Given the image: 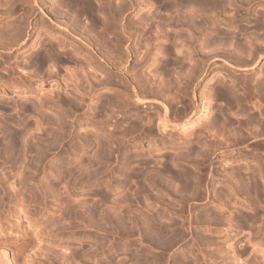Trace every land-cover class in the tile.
<instances>
[{"label":"rangeland","instance_id":"1","mask_svg":"<svg viewBox=\"0 0 264 264\" xmlns=\"http://www.w3.org/2000/svg\"><path fill=\"white\" fill-rule=\"evenodd\" d=\"M89 1L93 5L94 11H95V7L98 8V4H97L98 0L97 1L96 0H89ZM151 1H152L153 5L149 8V11H147L148 8L145 6V7L141 8L140 10L137 11V14L139 16L136 14L138 18H140L142 16L144 18V22L146 24L145 30L143 31V35L139 36L141 38H138V42H139L138 45H140V47L143 49L144 48L143 43L146 44L145 41L151 40V41H149V43L151 42L150 44H152V46H153L152 47L153 59L152 58L150 59L151 61L146 66L147 69L145 68V71H147V73L149 72V74L153 78L152 82H154V80L156 81L153 83V85H155V86L158 84V86H156V87H160V85L164 86V84H162L163 82L165 83V86H168L169 85L167 83L168 80H169V82L171 80H174V81L175 80H177V81L182 80V77H183V76L181 77L182 73H184V71L186 72V70H188L187 68H190L189 66H191L192 62H193V56L191 57L190 52H189V47H188V45H189V43H188L189 38L188 37L189 36L187 35L188 33L186 31V28H185L187 26V23H184L187 20V17H185L187 14L185 12H183V11H185V7L182 6V8H183L182 9L180 7L181 5H179L180 9L178 8V6H174L176 12L174 11V8L170 5L167 7V9H168V12H167L165 10L166 8H164V3H166L168 0H166V1L165 0H163V1L151 0ZM174 1H172V0L168 1L166 4L167 5L171 4L169 2L173 3ZM227 1L226 0H218V4L216 6H218V9H220V10H217V9L215 10L214 8H217V7H213L215 5L209 6V9L207 7L206 12L207 11L208 12H207L206 16H207L208 20H207L206 24L209 25L208 24L210 22L209 20H212L213 18L216 19V21L218 20L217 22L219 23V25L220 24L222 25L223 23L225 25H227V24L233 25V23H235L236 21L239 20V24L236 22L233 26H235L237 28L240 27V28H238V30L242 31V33L240 31H236L237 28H234L235 32H237L235 34V32H232L234 30L231 28L230 30H232V31L230 33H233V35H232L233 38L236 36L235 40H237V38L239 37L238 38L239 40L245 41V39L248 38V36L250 35L252 40H255V42L257 44L262 46L261 42H262V40H264V36H263L264 31H260V30H262V28L260 29L258 26H256V24H254V22L255 21L256 22L262 21L264 23V9H263V7L260 4H258L256 1L252 2L248 6H246V5L242 6L243 8L240 7V4H241L240 0H238V1L237 0H235V1L229 0V2H230V3L228 2L229 4L227 3ZM236 1L239 2L240 4L237 3ZM241 1H247V0H241ZM231 2H233L234 4L230 5ZM233 5L236 8L233 7ZM238 6L241 8V10ZM61 7H63V6H61ZM61 7H59V9ZM160 7H161V11H160ZM210 7L213 8V12L215 11L214 13L211 10L212 8L210 9ZM220 7H222V8H220ZM169 8L173 9V13H172L171 9L169 10ZM246 8H248V9H246ZM61 9L67 10L65 7L61 8ZM163 9H164V11H163ZM177 9H178V11H177ZM181 9L183 10V11H181L183 14H180V16H179L178 13ZM223 9H225L226 11ZM222 10H223V12L221 13ZM209 11H211L210 14L214 15L213 17L209 14ZM153 12H154V15H153ZM155 12H156V14H155ZM163 12H165V13L167 12L170 15H167V13L165 14ZM215 13H217L218 15ZM93 14H95V16ZM93 14H92V16H94L95 21L93 20L92 16H87V17H89V19H88L86 17V15L79 14V15H81L79 17L82 18V16H83L82 19H84L83 21L85 22V24L87 26L93 27L94 31H97L99 29V27L101 26L102 20H100V19L102 18V14L100 13L101 14V16H100V14L96 13V11H95V13L93 12ZM150 14L152 15L151 17H150ZM172 14H174V15H172ZM181 15H183V16H181ZM257 15H260V16L262 15V17L257 16ZM168 16L173 17V18L170 19V17H168ZM209 16H211L210 18H212V19H209ZM215 16L216 17L218 16V18H215ZM90 17H92V18L90 19ZM231 17L232 18L234 17L233 20ZM248 17L249 18L251 17L249 20L252 19V21L249 22V20L247 19ZM81 18H79V19L81 20ZM180 18L183 21H181ZM245 18L248 21L245 20ZM87 19H88V21H87ZM166 19H167V21L165 23L166 24H168V22L170 23V25L168 24L169 27L167 26L168 28L165 26L164 21H163ZM175 19L176 20L178 19V20L176 21ZM229 19H231V20H229ZM241 19L242 20L244 19V20L242 21ZM258 19H260V20H258ZM156 20H158V21L154 22ZM162 21H163V24H161ZM175 21L177 22L176 27L174 25L176 23ZM219 21H221V22H219ZM225 21H226V23H225ZM229 21H231L232 23L231 22L229 23ZM180 22H182L183 28H180L182 26V24ZM262 22H260V23H262ZM98 23H99V25H98ZM171 23L172 24L174 23V24L172 25ZM184 24H186V26ZM96 25L99 27L97 28ZM151 25H153V26H151ZM163 25H164V28H163ZM177 26H178V29H180V30L182 29L181 30V31H183L182 33H180L181 31H179V30L177 31ZM203 26H204V24H203ZM223 26L224 25L219 26V27H222L221 29H224L225 26L224 27ZM245 26H246V29H245ZM253 26H255L254 27L255 29L253 28ZM95 27L97 28V30ZM241 27H243V28H241ZM256 27H258L260 32L258 31L256 33V30H258ZM146 28L147 29L151 28V29L146 30ZM155 28H157V30L159 32L156 31ZM171 28L174 29V32L180 33V36L182 37V39H180L181 37H179L180 40L178 39V41H177L178 42L177 45L179 44L177 49L180 46L178 51H172V50H169V52L167 51L170 54V56H169V54L167 52H164V54H163V52L160 49H158L157 47H160L164 44V41H163L164 35L166 36L168 34L171 35L174 33ZM207 29H209V28H207ZM227 29H229V28H227ZM243 29L246 31L245 34L246 33L248 34L247 36H245V34H243L244 33ZM167 30H168V32H167ZM263 30H264V26H263ZM171 31H172V33H171ZM184 31H186V32H184ZM164 32L167 34H165ZM253 32H255L256 35L253 34ZM145 33H146V35H145ZM147 33H149V34H147ZM181 34L183 36L185 35L186 37H183ZM251 34H253L254 36ZM257 35H258V37H257ZM142 36L143 37L146 36L148 39L145 37H144L145 38L144 39ZM148 36L152 37V38H149ZM204 37L202 38L203 41L201 42V45L202 44L204 45L203 42H206ZM183 38H188V39H186L187 41L184 39L185 41L183 42ZM230 38H231V40H233L232 42L235 45L240 43L239 40H237V42H235L234 39H232V37H230ZM261 38H263V39L261 40ZM141 39H144V40H141ZM225 39H224V41L228 40V38L226 40ZM40 40L45 41L46 39L43 38V35H42ZM139 40H141V41H139ZM231 40L226 41L227 42L226 46H228V47L225 48L224 45H223L224 47L221 45L222 48L225 49V51L227 49H231V48H229V44H230ZM180 42L183 43V46H182V43L180 44ZM186 42L188 43V45ZM226 42H223V44ZM205 46L206 47L203 48V50H205L206 48L209 49L208 47L211 48L210 45L209 46L207 45V42H206ZM67 47H65L66 49L64 48L65 49V50H63L64 53H62V55L63 56L65 55V57H67L68 54L70 55L72 53L70 51V49ZM154 48H155V50H154ZM31 51H32V49H30L27 52L22 54L23 60H25L27 58V55H29ZM205 51L210 52V49L205 50ZM173 52H174V54H173ZM206 52L203 51V53H206ZM235 53H238V51H235ZM166 54L168 57L166 56ZM206 54H208V53H206ZM175 55L177 56L178 61H179V58L181 59V57L182 58L184 57L185 59H181L180 60L181 63H180V61L179 62L177 61L178 62V64H177V62L172 61V60L176 59ZM242 55L239 54V56H241V57H242ZM70 56L68 57L69 59L64 61L65 62L64 64L62 62L60 64H58L59 65L58 70L60 68L59 72L61 71V73H60L61 78H66V80H67L66 81L64 79L66 82L64 84H67L66 86L62 83L64 80L61 81L60 86L63 84L62 85L63 87H62V90L59 89L60 91H56L54 83H53V85H52V83H49L50 80H46L45 82L42 81L43 82V83H41L42 85L38 84V86H37V84H35V80H36L35 71L36 70H34L33 67H29L31 70L29 68L26 69V70L29 69L28 70L29 75L27 74L28 76H24V77L27 78L28 80H29V78L31 79L29 81L30 85H32L31 87L36 85L38 89L39 88L41 89V90H39V94H41V95L37 94L38 92H36L37 97H40V99H43L45 102H47L50 99L51 93L46 92V91L49 88H51V90H54L53 88H55L54 91L57 92L56 94L61 95V96H58L55 94V92L52 91V97L53 96L57 97V98L55 97V100H57L56 102H54L52 100L54 98H52L49 101L50 103L45 104L42 102V104H41V103H39L38 98H35L33 94H30L28 92L27 93L13 92V94H9V93H3L0 90V111H1L0 112V120L3 118L2 121L4 120L5 122H7V123H5L4 121L3 122L0 121V198H1L0 199V236L2 238L5 235L6 237L8 236L9 238L14 239L15 237L18 238L19 235L21 234V232H25V233H28V235L30 236V239L35 242L36 245H34V248H35V246H37V243H39L38 246H40V247L37 246L36 248H40V249L42 248L41 250L40 249L37 250L36 254H33V252H34L33 250H30V251L26 250L28 253L29 252L30 253L27 254L25 251L21 255H19L18 256L19 261H17V264H25L26 263L25 260H27L26 264H29V263L30 264H69V263L73 264V262L70 261V260H72L71 259L72 255H74V256L77 255L78 259L76 257L75 258L77 259L76 262L78 264L79 263L80 264H96V263L97 264H156L155 261L157 262L160 259V258H158V255H156V254H160V253H158V252H160L159 249H157L155 247L149 248L148 244L146 245L145 241L141 240V238L138 234H135L134 236L127 237V238L125 237V239L123 240L122 238H124V237L120 236L119 232L116 231V228L106 226L107 224L103 223L105 220L103 218L105 216V213H104L105 210H106L105 211L106 214H109L110 216H115V217H118L117 216L118 214H119V217L120 216L122 217L126 211L128 213H131L130 212V210H131L133 213L132 214L126 213V215H136V216H140V217H145L144 215H146V216L150 215V216H153L154 219H156L158 222H162V224L172 223V224H174L175 227L179 226L177 228L180 230V233H181L180 239H179V237L178 238L176 237L177 240L174 239V241H177V242H175V243H174V241H172L173 243L169 242L172 246L169 245V246H171V248L169 247L170 249H168L166 251L167 255H165L166 253L164 254L165 255L164 258L165 257H167V258H165V259L163 258L162 259L163 261L160 260L157 262V264H161V263L162 264H166V263L167 264H177L176 261L180 262L178 264H264V231H263L264 230V173H263L264 172V164H262V163H264V160H263L264 156L263 157L260 156L262 153H263L262 155H264V152H263L264 151V145L260 146V148H259V146L256 145V142L252 141L253 138H251V137L245 138V141H243V142H242L243 139H240V140L237 139V140H239V143L241 145L237 142V140H234L236 144L234 146L235 149L233 151L234 152L233 157H235L236 159L235 160L231 159L233 157H230V155H228V154H230L229 152L226 153L227 157H225L226 155L224 157H214L213 156L212 161L207 160L202 165V168H203L202 173H200L201 172V169H200L201 166L199 169H196L195 164H193V162H189V163H188V161L184 162L183 168H185V170L187 172H189L190 179H191V177L193 179L194 178L196 179V177L199 175V173L201 174V176H203L202 178H204V179H207V177H209V175H213V174L216 175L217 178H215L212 181V183H209L208 187L207 186L204 187L205 191L203 193L205 195L203 194L204 199H202V201H200L198 199H194L197 195L194 194L192 190H191L192 192H190V190H189L187 192L188 194L187 193L186 194L190 198H192L191 199L192 202L191 201L189 202L188 200H190V199L187 197V195H185L182 198L183 202L181 203L176 198L180 195L179 193H181V187H179L180 184L175 182V180L174 181L170 180V177L165 175L166 173H164V165L169 163L170 157H172V155H174V153L176 152V149H178L179 147H181V146L185 147L186 145H188L189 143H191L193 141L201 142V143H199L200 145L203 144L204 141L207 143V142H209V140H211V138L213 139L212 134L208 133L206 131H201L203 134L200 132V134L199 135L197 134L198 136H196V134H195L196 132H195L194 134L192 133L190 135L191 139H190V137H189V139L187 137V140L185 142H182L183 141V138H182L183 132H179L178 130L167 131L169 134H174L173 136H177V135L181 136L182 135L181 138L176 142L177 144L175 143L173 145L171 140L169 139V137L166 135V132L162 133V131L157 128L158 127L156 124L157 120H156V118H154L155 115L152 112V110L146 109L147 112L142 111L145 108L144 105L146 106V104H143V105L140 104L142 106V108H141V106H139L140 107L139 111H136V113H135V109L134 110H132V109L127 110L128 113L123 114V116H122L121 112H118L119 110H116V108H114V106L108 108L109 110L107 108H106V110L104 109L105 112H103V110L98 107V103H96V102H99V99H103L106 96L107 97L110 96L111 91L105 87H100V88L97 87V88H94V90H91L90 87L88 86V84H86L87 83L86 79H84V74L81 70L83 67L85 68V69L83 68L84 71L90 70V69H87V64H86L87 60L84 59L85 56L81 53H80V55L79 54H75V55L71 54ZM172 57H174V58H172ZM70 59H72V60L70 61ZM155 60H156V62H155ZM182 61H183V63H182ZM162 62H163V64H162ZM179 64H183V68H181L182 65L178 66ZM221 64L222 63L220 61L217 62V65H221ZM61 65H63V66H61ZM163 66H164V68H163ZM259 66L261 67L260 73H262V74H260V73L259 74L262 75V77L264 78V61L263 60L260 62ZM61 67H63V68H61ZM65 68H68V69L65 71ZM32 69L34 71H32ZM44 69L42 68L39 71L41 72V76H43L45 78L47 76H46V72L44 71ZM70 69L74 70V71L73 70H71V71L74 72L73 74L76 75V80L74 79L75 76H74V78L72 77L71 80L67 78V77L70 78V76H71V73H70V75L67 74V73H69L68 70H70ZM160 70H163V72L166 74H163V72ZM154 71H155V73L157 71H160L162 73L159 72L160 73L159 74L157 72L155 75H153ZM231 71H233L232 68H231ZM235 71H237V70H234V73L237 75H242L245 73V72L244 73L239 72V70L237 72H235ZM32 72H33V74H32ZM177 72L180 73V76ZM4 73H5V70L1 69L0 75H4ZM168 73L170 74L169 76H168ZM78 74H79V76H78ZM162 74H163V76H166V77L161 76ZM176 74H178V75H176ZM211 74L212 73L207 74L203 78V80L201 81V83L199 85V88L197 89L198 90L197 93H199V91L202 90L204 92V94H207L208 90H210V88L213 86V83L214 84L215 83H217V84L221 83V84L230 86L231 81L229 79L228 80H227V78L226 79L225 78L220 79L218 76H215V77L211 78L212 79L211 80V79H209L211 77ZM5 75H4V77H6ZM33 75H34V77H32ZM94 75L96 76V78H100L99 76L102 77V74L95 73ZM32 78L34 79L33 81H32ZM167 78H168V80H167ZM177 81L176 82L171 81V83H174V86L175 85L177 86ZM31 82H34V84L33 83L31 84ZM51 82H53V81H51ZM224 82H226V84ZM68 83H70V84L68 85ZM50 84L52 85L51 87L49 86ZM73 84L76 85L77 87L74 86ZM166 84H168V85H166ZM39 85L41 87H39ZM236 85H238V84H236ZM64 86H65V88H64ZM72 86L75 88V90L76 89L77 90L75 91ZM174 86L172 88H170L171 91L170 90L166 91L168 95H169V93L172 94L171 97L176 96L173 93V92H175V89H176V86L175 87ZM42 88L46 89L45 92L42 91ZM173 88H174V90H173ZM249 88L250 87H248V91H249ZM34 89H35V87H34ZM65 89H66V91H65ZM237 89H239V90H237V92L238 91L242 92V89L241 90H240V88H237ZM40 91H42L44 93H42ZM61 91L62 92L64 91V93H62ZM85 91H88L89 93L85 92ZM248 91L246 92V90H245L244 93L246 95L243 94V95H245L243 97L244 98L246 97V99H244V101L246 100L245 101L246 104L245 103L244 104L246 105L245 107L247 108V110L249 108L250 112H252V111L255 112V110H253V109H256V108H253V105L255 104L254 106H256V104H257V105L263 106V103H260L261 101H259V100H258L259 103L256 101L257 99H255V98H257V97H255L256 95L253 94V92H250L251 88H250L249 93H248ZM58 92H60V93H58ZM240 92H238V95ZM47 93L50 94V95L48 94L49 95L48 97H47ZM72 93H74V94L72 95ZM242 93H240V95ZM250 93H252V94H250ZM43 94H45L46 97ZM68 94H70V95H68ZM69 96H70V98H69ZM58 97H62L60 99L62 101H64L63 103H65V105L62 103V101ZM171 97L169 96L167 98V100L170 101L172 99ZM63 98H64V100H63ZM58 99L61 101L62 105ZM247 99H249V101L250 100L251 101L248 103ZM51 102H52V105H51ZM58 102L60 103L61 106H63V109L65 110V113L67 115L63 112V109L60 107V105L57 104ZM70 102L74 103L75 106H73V104H71V106L74 108L69 107ZM252 102H254V103H252ZM38 103L41 105H39ZM53 103H55V105ZM23 104L29 105L28 110L26 109V111H25V109L23 108ZM169 104L170 105L172 104V100L170 101ZM1 106L2 107L4 106L3 109L6 107L5 110H3L1 108ZM171 106H173V104ZM210 106H211L210 110L211 109L215 110V108L216 109L221 108L223 110L228 111L225 104L222 101L220 102L219 100L214 99V98L210 101ZM212 106H213V108H212ZM19 107H21V108H19ZM95 107H97V109ZM173 107L172 108L174 110H176L177 107L176 106H173ZM29 108H30V110H32V112L29 111ZM36 108H38V109H36ZM20 109H22V111ZM2 110L3 111L7 110V111L3 113ZM66 110H67V112H66ZM70 110H72V111H70ZM96 110H99V112L96 113ZM114 110H116L117 112L116 111L112 112ZM7 112H8V114H7ZM36 112H39V113H36ZM108 112L109 113L112 112L110 114L111 115L110 117H112V118H108V117L106 118V116H109ZM132 112L134 113V115ZM33 113H35V114H33ZM42 113H43V115H42ZM90 113H92V114H90ZM104 113H106V114H104ZM38 114H40V115H38ZM97 114H99V115H97ZM112 114H113V116H112ZM128 115L129 116L131 115L130 118H128L129 117ZM147 115H150V117L153 116L152 117L153 122L151 121L152 124L146 125L147 124L146 120L148 118ZM59 117H61V118H59ZM99 117L102 120L103 119L104 120L102 121L101 119H99ZM124 117H126V118L124 119ZM91 118H93L94 122L96 121L97 123H93L91 121ZM36 119H37L38 124L36 122ZM41 119H42V122H40ZM45 119H46V121L48 120L47 122H48L49 126L47 125V122H45ZM97 119L100 123L97 121ZM113 119H115V120L117 119V121L120 124H122L121 125L122 127L120 126L121 130H122L123 126L125 125L123 130L125 129L127 132L129 131V133H126L125 136H123L119 133H116V135H113V136L108 135L109 130L112 129V128H110V126L112 127V125H113L112 124ZM107 121H109L108 124H107ZM143 121H144V123H142ZM4 123L5 124L10 123V125L8 124V126H6ZM11 123H13V124H11ZM35 123L38 126H36ZM41 123H43V126L39 125ZM101 123L103 125H101ZM3 124H4L5 128L9 127V129L6 128L7 131L5 133L3 132L4 129L2 128ZM130 124L133 126V128L131 127ZM142 124H144V125L142 126ZM139 125H141V127H139ZM34 126H36L38 128L36 129V127H34ZM137 126L139 127V129L140 128H142V129L139 130ZM149 126L152 129V132H153V133L151 132L152 134L145 131L146 127H149ZM63 127L65 128V130ZM143 127L145 129H143ZM127 128H129V130ZM131 128L133 129L135 134L131 130ZM14 129H16V130H14ZM60 129H61V131L63 129L65 132L62 131L63 132L62 133L60 131ZM136 129H138V130H136ZM13 130L21 134V135L18 134L19 136H21L20 137L21 139L19 138V136L17 138L13 137L15 142L13 143V141H12V143H11V140L13 139V138H11L12 135L9 136V134H7V132L8 131L13 132ZM25 131H26V133H25ZM160 131H161V133H160ZM173 131H175V132H173ZM130 132H133V133L131 134ZM27 133H29V135ZM147 133L150 135H147ZM133 135H134V137H133ZM262 135L260 137H262L264 139V133ZM55 136H57L59 138L61 137L60 140H59V138H57ZM203 136H205V137H203ZM218 137H217L218 140L222 139V138H220L221 136H218ZM7 138L10 140H8ZM18 138L20 139V142H19ZM199 138H201V139H199ZM5 139H6V141H5ZM29 139H30V142H29ZM96 139H98V140H96ZM116 139L119 141L121 140V141L119 142ZM229 139H231V138H229ZM229 139H227L226 141H229ZM247 139H249V140H247ZM54 140H57V141H55V144H54ZM202 140H204V141H202ZM215 140L217 141L216 138H215ZM231 140H233V139H231ZM98 141L100 142L99 145H98V143H99ZM222 141H223V139H222ZM21 142L23 145L21 144ZM50 142H53V143H50ZM116 142H119V143H116ZM193 143L195 144V142H193ZM52 144H54V146L55 145L56 146L54 147ZM49 145H52L51 147H49L50 149L47 147ZM71 145L74 147V149L71 148ZM118 145H120V146H118ZM200 145L196 146V144H195L197 150H199L201 148ZM203 145H202V147H203ZM42 148H44L45 150ZM237 148H239V149H237ZM252 148H254V149H252ZM65 149H66V153H65ZM69 149L70 150L73 149L74 151L72 150V154L69 153V155H67V153H68L67 151H70ZM77 149H79V150L77 151ZM101 149H103L102 151L104 154H105V152L106 153L109 152V153H107L108 162L104 163L105 165L103 164V159L101 160L102 156L104 155L102 152H100ZM19 151H23V152L26 151V152L20 153ZM98 151H99V153H97ZM73 152H74V155H76L75 153L77 152L78 156H73ZM2 153H4V154L2 155ZM80 153H81V155H80ZM100 153H102L103 155ZM256 153L257 154L260 153L258 155V157H260L261 160L255 159L257 157ZM124 154L125 155H131V156H137L136 158L133 159V163L131 162L133 169L138 168L139 167L138 165L141 166L144 162L147 161L146 162L147 164H145L146 166L144 165L140 169L142 174H144L142 179L139 177H137V178L132 177L131 179L125 180L124 174H120V172L117 171L118 169H125V167H122L123 164H122V159H121V157H123ZM43 155L45 157H43ZM79 155L83 156L82 158H84V159L79 158L80 157ZM254 155H255V158H254ZM61 157H62V159H61ZM63 157L65 160L63 159ZM74 157H76L77 159L79 158V160H76V158L74 159ZM19 158H21V160H19ZM22 158H24V159H22ZM225 158H227V159H225ZM66 159L68 161V165H65V164H67ZM22 160H23V162H22ZM59 160H61V161L63 160L64 162L63 161L61 162ZM72 160H74V161H72ZM81 161H82V163L83 162H85V164L87 163L88 166H86V168H85L84 164H82V166L79 165V164H81ZM88 161H91L92 163L89 162L90 164H88ZM58 162H60V163H58ZM71 162H75V165H73L74 163L71 164ZM76 162H78V163H76ZM98 162L100 163V166H103L102 167L103 170L105 169L103 171V173H99L100 175L97 177L92 176L93 179H92V177H91V179L90 178H88V179L84 178V177H87L86 173L90 174L89 172H92V171H93L92 173H95L93 169L95 168L97 170V167H99ZM56 163L58 165H60L59 168H55V165H57ZM62 163L65 165V167L67 166L66 167L67 170H66V168L63 169L64 166L63 165L61 166ZM259 163L263 166H260ZM18 164L23 165V166L20 167V165L18 166ZM29 164H30V167H29ZM24 165L26 166V168ZM33 165L35 166V168H33ZM58 165H57V167H58ZM69 166H71V168H70L71 172L68 173V170L70 171V169L68 168ZM31 167H32V169H31ZM72 167H74V168H72ZM105 167H107V168H105ZM258 168L260 170L261 169L262 170L259 171ZM56 169L59 171L61 169H63L60 171V173H58V175L65 173L68 176L67 175L66 176L65 175L64 176L63 175L62 176L56 175L57 174L56 172H59V171H56ZM238 169L240 172L238 171ZM87 170L89 172H85ZM197 170H200V172ZM231 170H233V171H231ZM234 170H236V172H239V173H236ZM18 171L23 173V175L18 173ZM62 171H64V172H62ZM81 172L85 173V175L83 174L84 175L83 176L82 174H80ZM232 172L233 173L235 172L234 173L235 175ZM219 173H220V175H219ZM251 173H253V175ZM155 174L156 175L162 174V176H163V177L158 176L156 179V183H154L153 178H152V176H156ZM196 174H197V176H196ZM231 174H233V175L230 178L229 175H231ZM80 175H81V177L83 176V178H80ZM238 175H239V178L242 179L243 184L245 182H248V183H245L246 185H248L247 190H246V186H244L242 184L241 180L237 178ZM243 175H244V178H242ZM144 176L145 177L147 176V178H145ZM194 176H196V177H194ZM218 176L220 179H224L225 177H226L225 180L226 179L227 180L232 179V180H229V181H232L231 182L232 184L237 183L236 185L238 186V188L239 187H240V189L245 188L246 191L244 189L243 190L239 189L240 191L238 189H236L238 192H236V191L232 192L233 188H232V190H230L229 187L224 182H221L220 180H216V179H218ZM260 176H262L263 178H261ZM98 177L99 178L101 177V178L98 179ZM164 177H167V178H164ZM247 177L248 178L250 177V178L248 179ZM95 178H97V179H95ZM233 178H234V182H233ZM85 179L87 180L86 183L83 182ZM166 180H167V182H166ZM168 180H170L171 182ZM253 180L255 182H253ZM38 181H39V183H38ZM193 181H195V180H193ZM249 181H250V184L252 185V187L254 186V188L251 187V185L249 184ZM20 182H21V184L22 183L23 184L21 185ZM45 182H47V185L44 184ZM239 182L241 183L240 186L238 185ZM254 183H255V185H254ZM241 185L243 187H241ZM249 185H250V187H249ZM41 186L43 189L41 188ZM45 186H47L48 189ZM116 186H118V187H116ZM237 186H236V188H237ZM166 189H168L167 193H166V191H167ZM46 190H48V191H46ZM37 191H39L40 193ZM98 192H100L99 196H100V194L103 195L101 199L106 198L105 200L103 199L104 202L100 200V198L97 194ZM189 192H190V194H189ZM249 192H251V193H249ZM168 193H170V195ZM239 193H240V195H239ZM208 194H209V197L207 196ZM222 194H224L223 195L224 198H223V196H221L222 197V199H221L220 195H222ZM193 195H195V196H193ZM218 195H219V197H218ZM122 197L124 198L123 199L124 201L121 199ZM125 197H127V199H125ZM117 198L120 200L119 204H117L118 203ZM214 199H216V200H214ZM217 199H218V201H217ZM126 200H128L127 201L128 204H127ZM220 201H222V202H220ZM178 203H181L182 205L185 203V206L181 207V204H178ZM187 203L193 204V205H190L191 208L187 207L188 206ZM68 207L70 208L69 210L74 215L72 213H69L70 211L68 212L69 214L67 212H65V210L68 211ZM178 208L180 211L177 210ZM183 208H185V210H183ZM207 212L210 213V214L208 213L210 216L207 214ZM158 214H159V216H158ZM206 214H207V216H206ZM213 214H214V216H216V214H217L216 218L212 216ZM240 214H241V216H240ZM245 214H246V217L243 216ZM199 215L200 216L202 215L204 218L202 216L201 217L204 220L198 219V218H201ZM237 216L239 219L237 218ZM74 217H77V218H74ZM159 217H163V218H159ZM211 217H213V218H211ZM231 217L233 219L234 218L235 219L233 220ZM240 217H241V219H240ZM51 218H54V224L55 225L51 224L53 221L49 222L51 220ZM78 218L80 219V221ZM226 218H229V219H226ZM245 218L247 221L245 220ZM83 219H84V221H83ZM230 219H232V220H230ZM236 219H237V221H236ZM81 220L83 221V223ZM198 220H201L200 222H202V223L198 222ZM240 220L242 221V223ZM30 222L31 223L33 222V223L31 224ZM88 223H90V224H88ZM189 223H190V225H189ZM231 223H232V225H231ZM239 224H240V226H239ZM241 225L242 226L244 225V226L242 227ZM48 226H50L51 228ZM104 226L106 227L105 230H104ZM1 227H3V228L1 229ZM107 228H108V230H107ZM39 230L41 233H39ZM110 230H111V232H110ZM112 230H114V231H112ZM73 231H74V233H73ZM115 231L119 235H117L115 233ZM35 232H37L39 235L37 233L34 235ZM182 235H183V238L181 237ZM201 240H202V242L199 243V241H201ZM36 241H38V242L36 243ZM195 242H196V244H195ZM210 242H212V243H210ZM231 244L232 245L235 244V245L232 246ZM123 245H125V246H123ZM34 248H32V249H34ZM36 248L34 249L35 251H36ZM75 248H76V250H75ZM147 249L150 251H148ZM73 251L75 252V254ZM38 252H40V253H38ZM71 252H72V255L69 256L71 254ZM150 253H151V255H150ZM152 253L155 254L156 257ZM0 254H1L0 255V258H1L0 264H6V257H3L2 253H0ZM30 254H31V256H30ZM240 254H241V256H240ZM28 255L30 258L27 257ZM64 256H65V258H64ZM238 256H240V257H238ZM22 257L24 259H22ZM25 257L28 259H26ZM32 258H34V259H32ZM63 258L65 259V261ZM237 258H239V259H237ZM67 259H69L68 262H67ZM22 260H24V261H22ZM150 260H152V262ZM237 260H239V261H237ZM20 262H22V263H20ZM163 262H165V263H163ZM77 263H74V264H77Z\"/></svg>","mask_w":264,"mask_h":264},{"label":"bare ground","instance_id":"2","mask_svg":"<svg viewBox=\"0 0 264 264\" xmlns=\"http://www.w3.org/2000/svg\"><path fill=\"white\" fill-rule=\"evenodd\" d=\"M97 1V0H96ZM95 1V2H96ZM98 0L97 4H98V8L95 7V11L96 13L98 14H102V18L100 20H102L101 22V26H97V28L99 27V29L96 30L97 31H94V28L91 27V26H87L85 24V22L83 21L84 19L83 16L82 18L79 17L81 16L82 14L86 15L87 16H92L93 12L95 13L94 11V7L93 5L91 4V2L89 0H0V70H5V73L4 75L6 77H4V75H0V90L3 92V93H9V94H13V92H23V93H30V94H33L35 98H38L39 99V103L42 104L43 103H50V99H52L54 102H56L57 100H55V97L53 96L52 97V91L55 92V94L57 93L56 91H60L59 89L62 90V85L65 82L66 78H61V71L59 72L58 70V67L61 62L64 64L65 60L69 59L68 57L71 55V54H83L85 56L84 59H86L87 61V69H90V70H83V68L81 69L83 74H84V79H86V84H88V86L90 87L91 90H94V88H100V87H105L107 88L108 90L111 91V95L110 96H106L104 97L103 99H99V102H96L98 103V107L101 108L103 110V112H105L106 108H110V107H113L116 108V110H119L118 112H121L122 113V116L123 114L125 113H128L127 110L129 109H132L134 110L135 109V113L136 111H139V106L143 105V104H146V106L144 105V109L142 111L144 112H147L146 109H150L152 110V112L154 113L156 120H157V128L159 130L163 132H166V135L169 137V139L171 140L172 144L174 145L180 138L181 136L177 135V136H173L174 134H169L167 131H172V130H178L179 132H183V141L182 142H185L187 140V137L189 139L190 135L193 133L196 134V136H198L200 134L201 131H206L208 133H211L212 134V137L213 139L211 138V140H209V142H203V144H199L201 142H198V141H193L195 142L196 146H201V148L199 150H197L195 144L193 142L189 143L188 145H186L185 147H179L178 149H176V152L174 153V155H172V157H170L169 159V163L168 164H165L164 165V173H166L165 175L170 177V180L177 182L179 185V187H181V193H179L180 195L177 198V200L179 202H183V197L185 195H187L188 191L190 190V192L193 191L194 194H196L197 196L194 198V199H198L200 201H202V199H204V187L207 186L208 187V184L209 183H212V181L217 178L216 175H209V177H207V179H204L202 178L203 176H201L200 173H202V165L204 164V162H206L207 160L209 161H212V158L213 156L214 157H224L226 155L227 152H229L230 154V157H233V151H234V146H235V141L234 140H237V139H243V141H245V138H253L252 141H255L256 142V145L259 146H263L264 145V139L262 137H260L263 133H264V78L262 77V73L261 72V67L259 66L260 62L263 60L264 61V40H262L263 38H261L262 40V46H260L259 44H257L255 42V40H252L250 35L248 36V38L245 39V41H242V40H239L237 38V40H239V44L235 45L231 40L230 37H232V39H234L235 42H237V40H235V37L233 38V33H230L232 30H230L231 28L234 30V28H237L235 26H233L236 22L239 24V20L236 21L235 23H233V25L231 24H227L225 25L224 23L222 25H224V29H221L222 27H219V26H222L221 24L219 25V23L216 21V19H212L210 18L211 16L213 17L214 15L210 14L211 11H209V14L211 16H209V19H212V20H209L210 22L208 23L209 25H207V12H206V9L208 7L209 9V6H213V7H217V8H214L215 10H220L218 9V6H216L218 4V0H172L174 1L173 3L172 2H169L171 4H166L168 1H171V0H168L166 3H164V8H166L165 10L168 12V9L167 7L168 6H172L174 8V11H175V7L174 6H178L179 8V5H181L180 7L182 8L185 7V11H183L182 9L179 11V16L180 14H183L181 11L185 12L187 15L185 17H187V20L186 22L184 23H187V26L186 24H184L186 27V31H187V36L189 38V52H190V55L191 57L193 56V62H192V65L189 66L190 68H187L188 70H186V72L184 71V73H182L181 77H182V80H171L173 82H176L177 81V86H176V89H175V92L174 95L176 96H172L171 93H169V95L167 94L166 91L170 90V88H172L174 86V83H171V81L169 82L168 78H167V83L169 84H166L168 86H165V83L163 82L162 84H164V86H161L160 87H156L158 86V84L155 86L153 85L154 82H156L154 80L153 81V78L151 77V75L149 74V72L147 73V71H145V68L146 66L150 63V59L152 58L153 59V53H152V44L149 43V41L151 40H148V41H145L146 44L143 43V46L144 48L142 49L140 47L139 42H138V38H141L139 36L143 35V31L145 30V27H146V24L144 22V18L140 17L138 18L137 17V11L140 10L141 8L143 7H147V11H149V8L153 5L152 1L151 0ZM154 1V0H153ZM163 1V0H161ZM166 1V0H165ZM227 1V0H226ZM232 1V0H231ZM235 1V0H234ZM233 1V2H234ZM238 1V0H237ZM236 1V2H237ZM257 2L258 4H260L263 9H264V0H247V1H241L240 0V7L243 8L242 6L246 5H250L252 2ZM157 2V1H156ZM220 2V1H219ZM229 2V0L227 1V3ZM233 2H231L230 5L234 4ZM235 2V3H236ZM230 3V2H229ZM228 3V4H229ZM220 4V3H219ZM162 5V4H161ZM160 5V6H161ZM236 5V4H235ZM65 7L67 10H62L61 8ZM163 6V5H162ZM229 6V5H228ZM237 6V5H236ZM245 6V7H246ZM59 7H61L59 9ZM158 7V6H157ZM233 7H235L233 5ZM239 7V6H238ZM239 7V8H240ZM47 8V9H46ZM163 8V7H162ZM177 8V7H176ZM212 7H210L211 9ZM222 8V7H220ZM236 8V7H235ZM240 8V10H241ZM250 8V7H249ZM46 9V10H45ZM171 8H169L170 10ZM180 9V8H179ZM238 9V8H237ZM236 9V10H237ZM248 9V8H246ZM159 10V9H158ZM172 10V13H173V9ZM212 12H213V8L211 9ZM225 10V9H223ZM223 10L221 11V13L223 12ZM70 11V12H69ZM160 11H161V7H160ZM159 11V12H160ZM164 11V9H163ZM178 11V9H177ZM187 11V12H186ZM226 11V10H225ZM166 12V13H167ZM176 12V11H175ZM174 12V13H175ZM215 12V11H214ZM213 12V13H214ZM238 12V11H237ZM165 13V12H163ZM165 13V14H166ZM176 13V14H177ZM219 13V12H218ZM81 14V15H79ZM100 14V16H101ZM132 14V15H131ZM137 14V15H136ZM148 14V13H147ZM156 14V12H155ZM217 14V13H215ZM246 14V13H245ZM95 16V14H93ZM153 15H154V12H153ZM167 15H170L167 13ZM174 15V14H172ZM218 15V14H217ZM94 16L93 17V20H94ZM139 16V15H138ZM152 15L150 14V17ZM178 16V15H177ZM183 16V15H181ZM206 16V17H205ZM254 16V15H253ZM257 16H260V15H257ZM90 17V19L92 18ZM170 17V16H168ZM184 17V18H185ZM256 17V16H255ZM254 17V18H255ZM262 17V15L260 16ZM81 18V20L79 19ZM89 19V17H87ZM153 18V17H152ZM173 18V17H170V19ZM215 18H218V16ZM232 18V17H231ZM234 18V17H233ZM232 18V20H233ZM251 18V17H250ZM249 17L247 18L248 20L250 19ZM86 19V18H85ZM87 19V21H88ZM156 19V18H155ZM159 19V18H158ZM161 19V18H160ZM181 19V18H180ZM240 19V18H239ZM245 18V20H247ZM162 20V19H161ZM169 20V19H168ZM176 20V19H175ZM178 20V19H177ZM176 20V21H177ZM220 20V19H219ZM231 20V19H229ZM242 20V19H241ZM240 20V21H241ZM244 20V19H243ZM242 20V21H243ZM247 20V21H248ZM256 20V19H255ZM260 20V19H258ZM86 21V20H85ZM95 21V20H94ZM158 20L154 21V22H157ZM160 21V20H159ZM164 21V24L165 26L167 27L168 24L170 25V23L168 22V24H166L165 22L167 21L166 20H163ZM163 21L161 24H163ZM170 21V20H169ZM175 21V22H176ZM180 21V20H179ZM181 21H183L181 19ZM252 21L249 20V22ZM82 22V23H81ZM152 22V21H151ZM172 22V21H171ZM221 22V21H219ZM224 22V21H223ZM231 21H229L230 23ZM246 22V21H245ZM262 21H259V22H254V24H256V26H258L260 29L262 28V30L260 31H264L263 30V24L260 23ZM89 23V22H88ZM148 23V22H147ZM150 23V22H149ZM160 23V22H159ZM182 24V22H180ZM226 23V21H225ZM228 23V22H227ZM232 23V22H231ZM244 23V22H243ZM247 23V22H246ZM245 23V24H246ZM252 23V22H251ZM153 24V23H152ZM158 24V23H157ZM172 24V23H171ZM174 24V23H173ZM172 24V25H173ZM176 24L177 22L174 24L175 27H176ZM204 24V26H203ZM207 26H206V25ZM249 24V23H248ZM253 24V23H252ZM253 24V25H254ZM94 25V24H93ZM99 25V23H98ZM219 25V26H218ZM242 25V24H241ZM263 25V26H262ZM153 26V25H151ZM150 26V27H151ZM227 26V27H226ZM237 26V25H236ZM239 26V25H238ZM251 26V25H250ZM160 27V26H159ZM162 27V26H161ZM169 27V26H168ZM167 27V28H168ZM171 27V26H170ZM174 27V26H173ZM174 27V28H175ZM244 27V26H243ZM241 27V28H243ZM255 26H253L254 28ZM258 27H256L258 29ZM163 28H164V25H163ZM180 28H183V24ZM184 28V29H185ZM209 28V29H207ZM229 28V29H227ZM240 28V27H238ZM237 30L236 31H240V30ZM250 28V27H249ZM148 29H151V28H148ZM146 28V30H148ZM156 31L157 28H155ZM174 32V29L171 28ZM176 29V28H175ZM183 29V30H184ZM245 29H246V26H245ZM248 29V28H247ZM255 29V28H254ZM166 30V29H165ZM181 31L180 29H178V26H177V31ZM242 30V29H241ZM151 31V30H150ZM176 31V30H175ZM184 31V32H186ZM255 31V30H254ZM259 31L256 30V33ZM259 31V32H260ZM159 32V31H158ZM168 32V30H167ZM183 31H181L180 33H182ZM232 32H235L232 31ZM242 33V31H240ZM243 34H245V30L243 29ZM248 32V31H247ZM165 33V32H164ZM172 33V31H171ZM170 33V34H171ZM180 33L178 32H174L173 34L171 35H164V44L160 47H157L158 49H160L163 54L164 52H169V50H172V51H178L177 47V41L179 39L180 36ZM237 32H235L236 34ZM240 33V34H241ZM255 32H253V34L256 35ZM149 34V33H147ZM152 34V33H151ZM167 34V33H165ZM239 34V35H240ZM251 34V35H253ZM43 35V38H45L46 40L43 41V40H40L41 36ZM146 35V33H145ZM153 35V34H152ZM155 35V34H154ZM182 35V34H181ZM238 35V34H237ZM248 34L246 33L245 36H247ZM150 36V35H149ZM148 36V37H149ZM156 36V35H155ZM183 36V35H182ZM204 37V39L206 40L207 42V45L211 46L208 47L210 49V52H206L205 50H209V49H205L203 50V48H205L206 46V42H203L204 43V47L201 45V42L203 41L202 38ZM243 36V35H242ZM241 36V37H242ZM254 36V35H253ZM264 36V35H263ZM143 37V36H142ZM145 38H147L146 36H144ZM143 37V38H144ZM159 37V36H158ZM183 37H186L185 35ZM244 37V36H243ZM250 37V38H249ZM258 37V35H257ZM260 37V36H259ZM144 38V39H145ZM149 38H152V37H149ZM188 38H183V42L188 39ZM228 38V40L226 39ZM144 39H141V40H144ZM148 39V38H147ZM146 39V40H147ZM155 39V38H154ZM182 39V37L180 38ZM179 39V40H180ZM185 39V40H184ZM224 39L226 41H229L231 40L230 44H229V48L231 49H227L225 51L224 48H222V46L224 45L225 48L228 47L226 46L227 45V42L224 41ZM257 39V38H256ZM259 39V38H258ZM139 40V41H141ZM153 40V39H152ZM204 40V41H205ZM42 41V42H41ZM162 41V40H161ZM182 41V40H181ZM187 41V40H186ZM226 42L223 44V42ZM260 42V41H259ZM258 42V43H259ZM182 42H180L181 44ZM141 44V43H140ZM159 44V43H158ZM222 45V46H221ZM68 46V47H67ZM70 46V47H69ZM142 46V45H141ZM158 46V45H157ZM182 46H183V43H182ZM223 46V47H224ZM69 48L70 51L72 52L69 56L67 55V57H65V55L63 56L62 53H64L63 50H65L66 48ZM65 48V49H64ZM185 48V47H184ZM32 49V51L30 52L29 55H27V58L25 60H23L22 58V54L27 52L28 50ZM224 49V50H223ZM155 50V48H154ZM188 51V50H187ZM206 52V53H203ZM235 51H238V53H235ZM66 52V51H65ZM69 52V51H68ZM167 52V53H168ZM67 53V52H66ZM70 53V52H69ZM158 53V52H157ZM183 53V52H182ZM181 53V54H182ZM186 53V52H185ZM156 54V53H155ZM160 54V53H159ZM169 54V53H168ZM172 54V53H171ZM174 54V52H173ZM242 55L241 56H239ZM83 56V57H84ZM167 56V54H166ZM170 56V54H169ZM176 56V55H175ZM71 57V56H70ZM168 57V56H167ZM25 58V57H24ZM174 58V57H172ZM171 58V59H172ZM176 59L175 60H172L173 62H177V56L175 57ZM188 58V57H187ZM181 59H185L184 57ZM179 58V61L181 60ZM72 59H70L71 61ZM157 60V59H156ZM155 60V62H156ZM168 60V59H167ZM190 60V59H189ZM178 61V62H179ZM191 61V60H190ZM220 61L222 64L221 65H217V62ZM154 62V63H155ZM160 62V61H159ZM169 62V61H168ZM177 62V64H178ZM161 63V62H160ZM181 63V61H180ZM183 63V61H182ZM68 64V63H67ZM163 64V62H162ZM171 64V63H170ZM175 64V63H174ZM176 64V65H177ZM220 64V63H219ZM69 65V64H68ZM67 65V66H68ZM154 65V64H153ZM168 65V64H167ZM173 65V64H172ZM175 65V66H176ZM181 66V68H183V64H179L178 66ZM63 66V65H61ZM81 66V65H80ZM161 66V65H160ZM226 66V67H225ZM29 67H33L35 71V76H36V80H35V84H41L43 83L42 81H46V80H50L49 83H54V86L56 88V91L55 88H53L54 90H51V88H49L46 92H49L51 93V96H50V99L45 102L43 99H40V97H37V94H39V90H41L40 88L38 89L37 86H33L31 87L32 85H30L29 81L31 80L29 77V80L27 78H25L24 76H28L29 73H28V70L30 69ZM70 67V66H69ZM174 67V66H173ZM27 68H29L28 70H26ZM44 69V71L46 72V76L47 77H43L41 76V72L39 70L41 69ZM63 68V67H61ZM164 68V66H163ZM162 68V69H163ZM185 68V67H184ZM231 68L233 69V71H231ZM68 68H65V71L67 70ZM85 69V68H84ZM147 69V68H146ZM31 70V69H30ZM32 69V71H34ZM71 70L73 69H70L68 70L69 74L71 73V76L70 78L67 77L68 79H72V77L74 78L75 76V80H76V75L73 74L74 72H72ZM155 70V69H154ZM159 70V69H158ZM167 70V69H166ZM179 70V69H178ZM184 70V69H183ZM234 70H239V72H245L244 74L242 75H237L234 73ZM71 71V72H70ZM74 71V70H73ZM146 73H145V72ZM163 72V70H160ZM160 71H157L158 73ZM165 71V70H164ZM235 71V72H237ZM43 72V71H42ZM156 72V73H157ZM160 72V73H162ZM168 72V71H167ZM183 72V71H182ZM95 73H98V74H102V77L99 76L100 78H96V76L94 75ZM155 71H154V74H156ZM159 73V74H160ZM178 73V72H177ZM211 74V78L215 77V76H218L220 79H226L227 80L229 79L231 81V84L230 86L229 85H224V84H221V83H213V86L210 88V90H208V93L207 94H204V92L201 90L199 91V93H197V89L199 88V85L201 83V81L203 80V78L207 75V74ZM260 73V74H259ZM28 74V75H27ZM33 74V72H32ZM158 74V75H159ZM163 74H166L163 72ZM163 74L161 76H163ZM179 76H180V73H178ZM176 74V75H178ZM184 74V75H183ZM239 74V73H238ZM259 74V75H258ZM68 75V76H69ZM152 75V76H153ZM157 75V76H158ZM170 74L168 73V76ZM31 76V75H30ZM79 76V74H78ZM82 76V75H81ZM156 76V77H157ZM160 76V75H159ZM251 76V77H250ZM34 77V75L32 76ZM163 77H166V76H163ZM178 77V76H177ZM155 78V77H154ZM180 78V77H179ZM65 79V80H64ZM81 79V78H80ZM83 79V78H82ZM162 79V78H161ZM164 79V78H163ZM170 79V78H169ZM34 79L32 78V81ZM64 80V81H63ZM212 80V79H211ZM215 80V79H214ZM213 80V81H214ZM53 81V82H51ZM61 81H63L62 85L60 86V83ZM67 81V80H66ZM212 81V82H213ZM221 81V80H220ZM48 82V81H47ZM72 82V81H71ZM34 84V82H31V84ZM84 83V82H83ZM226 84V82H224ZM229 83V82H228ZM70 83H68L69 85ZM77 84V83H76ZM161 84V83H160ZM176 84V83H175ZM210 84V83H209ZM208 84V85H209ZM238 84V85H236ZM42 85V84H41ZM51 84L49 85L50 87L52 86ZM65 86L67 84H64ZM74 85V84H73ZM53 86V87H54ZM64 86V88H65ZM76 86V85H74ZM87 86V85H86ZM155 86V87H154ZM174 86V87H175ZM205 86V85H204ZM207 86V85H206ZM35 87V89H34ZM39 87H41L39 85ZM70 87V86H69ZM73 87V86H72ZM77 87V86H76ZM84 87V86H83ZM203 87V86H202ZM248 87L251 88V91H250V88H249V91L250 92H253V94H255L257 98L256 101L258 102L261 101L260 103H263V108L260 106V105H257L254 106L253 105V108H256V109H253L255 110V112H250L249 108L247 110V108L245 107L246 103L244 101V99H246V97L244 98L243 96H245L246 94L244 93V91L246 90V92L248 91ZM63 88V89H64ZM71 88V87H70ZM74 88V87H73ZM86 88V87H85ZM201 88V87H200ZM237 88H240V90L242 89V93L240 95H238V92ZM79 89V88H78ZM87 89V88H86ZM89 89V90H90ZM46 89H43L42 88V91L45 92ZM68 90V89H67ZM70 90V89H69ZM75 90V88H74ZM77 90V89H76ZM75 90V91H76ZM83 90V89H82ZM88 90V91H89ZM174 90V88H173ZM172 90V91H173ZM40 91V92H42ZM66 91V89H65ZM73 91V90H72ZM88 91H85V92H88ZM171 91V90H170ZM169 91V92H170ZM248 91V93H249ZM36 92H38L36 94ZM42 92V93H44ZM62 92V91H61ZM68 92V91H67ZM70 92V91H69ZM81 92V91H80ZM83 92V91H82ZM84 92V93H85ZM93 92V91H92ZM49 93H47V97L50 95ZM60 93V92H58ZM64 93V91L62 92ZM77 93V92H76ZM89 93V92H88ZM247 93V94H248ZM49 94V95H48ZM54 94V95H55ZM74 93H72L73 95ZM171 94V95H170ZM245 94V95H243ZM252 94V93H250ZM32 95V96H33ZM41 95V94H39ZM38 95V96H39ZM45 95V94H43ZM42 95V96H43ZM58 95V94H56ZM70 95V94H68ZM67 95V96H68ZM86 95V94H85ZM249 95V94H248ZM247 95V96H248ZM41 96V97H42ZM58 96H61V95H58ZM170 96L172 99V104L173 106H176V110H174L173 106H171L169 103L170 101L167 100V98ZM46 97V95H45ZM88 97V96H87ZM93 97V96H92ZM251 97V96H250ZM44 98V97H43ZM57 98V97H56ZM59 99L62 98V97H58ZM70 98V96H69ZM91 98V97H90ZM89 98V99H90ZM217 99L219 100L220 102L222 101L227 110H223L221 108H215V110L211 109L210 110V101L212 99ZM253 98V97H252ZM37 99V100H38ZM48 99V98H47ZM58 99V100H59ZM170 99V98H169ZM254 99V98H253ZM252 99V100H253ZM51 100V101H52ZM61 100V99H60ZM59 100V101H60ZM64 100V98H63ZM248 103L251 101H249V99H247ZM62 101V100H61ZM60 101V103H61ZM70 101V100H69ZM64 101H62L63 103ZM66 102V101H65ZM255 102V101H254ZM252 102V103H254ZM256 102V103H257ZM38 103V104H39ZM60 103L58 102L57 104L60 105ZM61 103V105H62ZM67 103V102H66ZM245 103V104H244ZM251 103V104H252ZM259 103V102H258ZM27 104V103H26ZM26 104H23V108L28 110V107L29 105H26ZM39 104V105H41ZM55 105V103H53ZM65 105V103H63ZM71 104L74 105V103H71L70 102V106L69 107H72ZM79 104V103H78ZM141 104V105H140ZM22 105V104H21ZM50 105V104H49ZM48 105V106H49ZM51 105H52V102H51ZM53 105V106H54ZM60 107L63 109V106ZM33 106V105H32ZM44 106V105H43ZM52 106V107H53ZM82 106V105H81ZM96 106V105H95ZM248 106V105H247ZM4 107V106H3ZM3 107L1 106V108L3 109ZM34 107V106H33ZM32 107V108H33ZM59 107V108H60ZM173 107V108H172ZM216 107V106H215ZM6 108V107H5ZM5 108L3 110H5ZM21 108V107H19ZM35 108V107H34ZM74 108V107H72ZM71 108V109H72ZM97 109V107H95ZM98 108V109H99ZM142 108V106H141ZM213 108V106H212ZM8 109V108H7ZM38 109V108H36ZM35 109V110H36ZM61 109V110H62ZM76 109V108H75ZM94 109V108H93ZM105 109V110H104ZM2 112H6V111H3ZM22 111V109H20ZM34 110V109H33ZM100 110V109H99ZM99 110H96V113L99 112ZM109 110V109H108ZM116 110L112 111V112H115ZM140 110V111H141ZM29 111L32 112V110H30L29 108ZM69 111V110H68ZM72 111V110H70ZM74 111V110H73ZM95 111V110H94ZM101 111V110H100ZM1 112V111H0ZM63 112L65 113V110L63 109ZM67 112V110H66ZM102 112V113H103ZM111 112V113H112ZM117 112V111H116ZM36 113H39V112H36ZM69 113V112H68ZM74 113V112H73ZM94 113V112H93ZM101 113V112H100ZM109 113V112H108ZM111 113H109L108 115L109 116H106V118H112L110 117ZM133 113V112H132ZM8 114V112H7ZM35 114V113H33ZM66 114V113H65ZM92 114V113H90ZM106 114V113H104ZM115 114V113H114ZM119 114V113H118ZM144 114V113H143ZM146 114V113H145ZM11 115V114H10ZM30 115V114H29ZM37 115V114H36ZM35 115V116H36ZM40 115V114H38ZM43 115V113H42ZM59 115V114H58ZM67 115V114H66ZM95 115V114H94ZM99 115V114H97ZM134 115V113H133ZM132 115V116H133ZM34 116V115H33ZM72 116V115H71ZM113 116V114H112ZM129 116V115H128ZM131 116V115H130ZM130 116L128 118H130ZM37 117V116H36ZM83 117V116H82ZM92 117V116H91ZM98 117V116H97ZM138 117V116H137ZM147 120H146V125L148 124H152V117H150V115H147ZM43 118V117H42ZM61 118V117H59ZM76 118V117H75ZM78 118V117H77ZM122 118V117H121ZM126 117H124L125 119ZM133 118V117H132ZM135 118V117H134ZM3 119V118H2ZM2 119L0 121H2ZM39 119V118H38ZM63 119V118H62ZM61 119V120H62ZM99 119H101L99 117ZM138 119V118H137ZM136 119V120H137ZM102 120V119H101ZM104 120V119H103ZM102 120V121H103ZM112 120V119H111ZM115 119H113V122H112V127L110 126V129L109 130V134L110 136H113V135H116V133H119L123 136L126 135V133H129V131L127 132L125 129V131L120 129V126L122 124H120L117 119L114 121ZM131 120V119H130ZM134 120V119H133ZM139 120V119H138ZM4 121V120H3ZM2 121V122H3ZM44 121V120H43ZM48 121V120H47ZM46 119H45V122H47ZM51 121V120H50ZM60 121V120H59ZM91 121L93 123H97L96 121L94 122V119L91 118ZM98 121V119H97ZM110 121V120H109ZM109 121H107V124L109 123ZM123 121V120H122ZM152 121V122H151ZM5 122V121H4ZM36 122H37V119H36ZM40 122H42V119L40 120ZM39 122V123H40ZM61 122V121H60ZM99 122V121H98ZM110 122V123H111ZM124 122V121H123ZM130 122V121H129ZM135 122V121H134ZM138 122V121H137ZM7 123V122H5ZM4 123V124H5ZM17 123V122H16ZM28 123V122H27ZM62 123V122H61ZM100 123V122H99ZM103 123V122H102ZM101 123V125H103ZM131 123V122H130ZM139 123V122H138ZM144 123V121L142 122ZM4 124L2 125L3 129H4V133L7 131V129H9V127L6 129ZM10 125V123H8ZM8 124H5L6 126H8ZM13 124V123H11ZM36 124V123H35ZM38 124V122H37ZM36 124V126H38ZM42 124V125H41ZM39 124L40 126H43V123ZM45 124V123H44ZM141 124V123H140ZM155 124V123H154ZM19 125V124H18ZM46 125V124H45ZM47 125H48V122H47ZM131 125V124H130ZM129 125V126H130ZM138 125V124H137ZM144 124H142L143 126ZM34 126V127H36ZM49 126V125H48ZM62 126V125H61ZM64 126V125H63ZM70 126V125H69ZM68 126V127H69ZM20 127V126H19ZM60 127V126H59ZM71 127V126H70ZM96 127V126H95ZM122 127V126H121ZM131 127L133 128V126L131 125ZM136 127V126H135ZM138 127V126H137ZM139 127H141V125H139ZM138 127V129H139ZM22 128V127H21ZM25 128V127H24ZM23 128V129H24ZM30 128V127H29ZM38 127H36L37 129ZM64 128V127H63ZM93 128V127H92ZM130 128V127H129ZM129 128H127L129 130ZM131 128V130L133 131V129ZM11 129V128H10ZM68 129V128H67ZM136 129V130H138ZM142 129V128H140ZM139 129V130H140ZM143 129H145L143 127ZM12 130V129H11ZM16 130V129H14ZM8 131L7 134L12 135L11 138H17L19 135H21L20 133L16 132V131ZM51 130V129H50ZM57 130V129H56ZM65 130V128H64ZM62 129V131H64ZM98 130V129H97ZM130 130V131H131ZM197 130V131H196ZM45 131V130H44ZM61 131V129H60ZM61 131V132H62ZM147 132L151 133L152 132V129L149 127H146V130ZM160 131V133H161ZM188 131V132H187ZM35 132V131H34ZM65 132V131H64ZM134 132V131H133ZM133 132H130L131 134ZM138 132V131H137ZM175 132V131H173ZM178 132V133H179ZM205 132V133H206ZM26 133V131H25ZM30 133V132H29ZM29 133H27L29 135ZM55 133V132H54ZM63 133V132H62ZM153 133V132H152ZM151 133V134H152ZM202 133V132H201ZM2 134V133H1ZM6 134V135H7ZM19 134V135H18ZM31 134V133H30ZM43 134V133H42ZM65 134V133H64ZM135 134V132H134ZM182 134V133H181ZM198 134V135H197ZM203 134V133H202ZM261 134V135H260ZM56 135V134H55ZM67 135V134H66ZM147 135H150L147 133ZM146 135V136H147ZM156 135V134H155ZM161 135V134H160ZM176 135V134H175ZM207 135V134H206ZM205 135V136H206ZM122 136V137H123ZM139 136V135H138ZM142 136V135H141ZM140 136V137H141ZM144 136V135H143ZM163 136V135H162ZM203 136V137H205ZM218 136H221L220 138L223 139H219L218 140ZM263 136V135H262ZM4 137V136H3ZM6 137V136H5ZM21 136H19L20 138ZM23 137V136H22ZM57 137V136H55ZM96 137V136H95ZM117 137V136H116ZM134 137V135H133ZM136 137V136H135ZM218 137V138H217ZM2 138V137H1ZM10 138V137H9ZM14 138L11 140V143L13 141V143L15 142L14 141ZM18 138V139H19ZM59 138V137H57ZM61 138V137H60ZM59 138V140H60ZM64 138V137H63ZM85 138V137H84ZM87 138V137H86ZM91 138V137H90ZM110 138V137H109ZM114 138V137H113ZM155 138V137H154ZM215 138L217 139V141L215 140ZM233 140H231V139ZM3 139V138H2ZM8 139V138H7ZM21 139V138H20ZM20 139H19V142H20ZM27 139V138H26ZM51 139V138H50ZM56 139V138H55ZM88 139V138H87ZM191 139V137H190ZM201 139V138H199ZM198 139V140H199ZM227 139H229V141H226ZM4 140V139H3ZM10 140V139H8ZM23 140V139H22ZM58 140V139H57ZM57 140H54V144H55V141ZM58 140V141H59ZM94 140V139H93ZM98 140V139H96ZM117 140V139H116ZM115 140V141H116ZM231 140V141H230ZM239 140H237V142L239 143ZM249 140V139H247ZM6 141V139H5ZM18 141V140H17ZM28 141V140H27ZM53 141V140H52ZM92 141V140H91ZM119 141V140H117ZM121 141V140H120ZM119 141V142H120ZM191 141V140H190ZM29 142H30V139H29ZM93 142V141H92ZM91 142V143H92ZM97 142V141H96ZM99 142V141H98ZM119 142H116V143H119ZM181 142V141H180ZM250 142V141H249ZM2 143V142H1ZM5 143V142H4ZM18 143V142H17ZM49 143V142H48ZM50 143H53V142H50ZM22 144V142H21ZM30 144V143H29ZM32 144V143H31ZM36 144V143H35ZM54 144H52L54 146ZM59 144V143H58ZM57 144V145H58ZM100 144V142L98 143V145ZM163 144V143H162ZM169 144V143H168ZM171 144V143H170ZM177 144V143H176ZM181 144V143H180ZM198 144V145H197ZM240 144V143H239ZM13 145V144H12ZM23 145V144H22ZM52 145H49L47 146L48 148L51 147ZM158 145V144H157ZM203 145V147H202ZM241 145V144H240ZM21 146V145H20ZM26 146V145H25ZM56 146V145H55ZM54 146V147H55ZM120 146V145H118ZM176 146V145H175ZM244 146V145H243ZM39 147V146H38ZM46 147V148H47ZM101 147V146H100ZM157 147V146H156ZM159 147V146H158ZM171 147V146H170ZM169 147V148H170ZM174 147V146H173ZM19 148V147H18ZM24 148V147H23ZM58 148V147H57ZM70 148V147H69ZM71 148L74 149V147L71 145ZM78 148V147H77ZM15 149V148H14ZM25 149V148H24ZM23 149V150H24ZM44 149V148H42ZM50 149V148H49ZM67 149V148H66ZM66 149H65V153H66ZM73 149H69L70 151H67V155H69V153L72 154V150ZM81 149V148H80ZM160 149V148H159ZM164 149V148H163ZM173 149V148H172ZM239 149V148H237ZM254 149V148H252ZM17 150V149H16ZM45 150V149H44ZM47 150V149H46ZM68 150V149H67ZM79 149H77L78 151ZM103 149H101L100 152L103 153L102 151ZM8 151V150H7ZM42 151V150H41ZM40 151V152H41ZM55 151V150H54ZM74 151V150H73ZM251 151V150H250ZM20 153L23 152V151H19ZM26 152V151H24ZM23 152V153H24ZM48 152V151H47ZM83 152V151H82ZM86 152V151H85ZM252 152V151H251ZM264 152V151H263ZM18 153V152H17ZM45 153V152H44ZM43 153V154H44ZM99 153V151L97 152ZM100 153V154H102ZM109 153V152H107ZM107 153L105 152V154L102 156L101 160L103 159V164L104 163H107L108 162V156H107ZM238 153V152H237ZM4 153H2L3 155ZM26 154V153H25ZM41 154V153H40ZM47 154V153H46ZM76 155H74V152H73V156H78L77 152L75 153ZM257 154V153H256ZM260 154V153H259ZM257 154V157L258 155ZM263 154V153H262ZM260 155V156H264V155ZM20 155V154H19ZM22 155V154H21ZM81 155V153H80ZM79 155V156H80ZM239 155V154H238ZM24 156V155H23ZM31 156V155H30ZM17 157V156H16ZM43 157H45L43 155ZM83 156H80L79 158H82ZM137 156H131V155H125L123 157H121L122 159V167H125V169H118L117 171L120 172V174H124V178L125 180L127 179H131L132 177H139V178H143V175L142 172L140 171L141 167L144 166L145 164H147L146 162H144L141 166L138 165L139 167L138 168H135L133 169V166H132V163H133V159L136 158ZM227 157V155L225 156ZM255 158V155H254V158L255 159H260V157L258 158ZM261 157V158H262ZM40 158V157H39ZM66 158V157H65ZM76 157H74L75 159ZM79 158L76 160H79ZM240 158V157H239ZM24 159V158H22ZM42 159V158H41ZM62 159V157H61ZM64 159V157H63ZM68 159V158H67ZM66 159V161H67ZM71 159V158H70ZM84 159V158H82ZM227 159V158H225ZM230 159V158H229ZM233 160H235L236 158L233 157L231 158ZM245 159V158H244ZM19 160H21V158H19ZM18 160V161H19ZM43 160V159H42ZM65 160V159H64ZM69 160V159H68ZM75 160V161H76ZM264 160V159H263ZM25 161V160H24ZM28 161V160H27ZM37 161V160H36ZM61 161V160H59ZM63 161V160H62ZM61 161V162H62ZM74 161V160H72ZM136 161V160H135ZM145 161V160H144ZM193 162V164H195V168L196 169H199L200 166H201V172L200 170H197L199 171V175L197 176H194L196 177V179L192 178L190 179V174L189 172H187L185 170V168H183L184 166V162ZM14 162V161H13ZM23 162V160H22ZM64 162V161H63ZM89 162L91 161H88V164H90ZM132 162V163H131ZM19 163V162H18ZM26 163V162H25ZM60 163V162H58ZM74 163L73 165H75V162H71V164ZM78 163V162H76ZM92 163V162H91ZM21 164V163H20ZM18 164V166L20 165ZM23 164V163H22ZM57 164V163H56ZM70 164V163H69ZM82 164L85 165V168L87 165V163L85 164V162L82 163L81 161V165ZM99 164V167H97V170L94 168V172L95 173H92V172H89L88 170L85 171V172H89L90 174L86 173V176L87 177H84L86 179L90 178L93 176H99L100 174L99 173H103V166H100V163L98 162ZM182 164V165H181ZM258 164V163H257ZM260 164V163H259ZM264 164V163H262ZM58 165V164H57ZM55 165V168H59L60 165ZM64 166L65 165H68V161H67V164H61V166ZM78 165V164H77ZM105 165V164H104ZM14 166V165H13ZM23 166V165H20V167ZM25 166V165H24ZM28 166V165H27ZM90 166V165H89ZM146 166V165H145ZM260 166H263L260 164ZM29 167H30V164H29ZM245 167V166H244ZM26 168V166H25ZM28 168V167H27ZM33 168H35V166L33 165ZM62 168V167H61ZM69 169L71 168V166L68 167ZM74 168V167H72ZM77 168V167H76ZM107 168V167H105ZM260 168V167H259ZM258 168V169H259ZM21 169V168H20ZM29 169V168H28ZM32 169V167H31ZM61 169V170H63ZM205 169V168H204ZM234 169V168H233ZM246 169V168H245ZM22 170V169H21ZM24 170V169H23ZM30 170V169H29ZM60 170V171H61ZM67 170V168H66ZM65 170V171H66ZM74 170V169H73ZM78 170V169H77ZM91 170V169H90ZM96 170V171H95ZM251 170V169H250ZM262 170V169H261ZM259 169V171H261ZM20 171V170H19ZM21 175H23V173L19 172ZM56 171H59L56 169ZM59 172H56L58 175ZM79 171V170H78ZM196 171V172H197ZM206 171V170H205ZM204 171V172H205ZM212 171V170H211ZM218 171V170H217ZM233 171V170H231ZM236 172V170H234ZM239 171V169H238ZM256 171V170H255ZM38 172V171H37ZM36 172V173H37ZM64 172V171H62ZM71 172V169L70 171L68 170V173ZM73 172V171H72ZM83 172V171H82ZM80 173V174H84L85 173ZM215 172V171H214ZM234 172V173H235ZM240 172V171H239ZM239 172H236V173H239ZM251 172V171H250ZM254 172V171H253ZM257 172V171H256ZM10 173V172H9ZM17 173V174H18ZM31 173V172H30ZM206 173V172H205ZM218 173V172H217ZM216 173V174H217ZM233 173V172H232ZM233 173V174H234ZM243 173V172H242ZM241 173V174H242ZM245 173V172H244ZM249 173V172H248ZM264 173V172H263ZM262 173V174H263ZM55 174V173H54ZM72 174V173H71ZM230 174V173H229ZM229 175L230 178L232 177V175ZM253 175V173H251ZM250 174V175H251ZM256 174V173H255ZM13 175V174H12ZM19 175V174H18ZM66 176L67 174H59L58 176ZM83 175V176H84ZM146 175V174H145ZM156 175V174H155ZM205 175V174H204ZM220 175V173H219ZM222 175V174H221ZM227 175V174H226ZM235 175V174H234ZM237 175V174H236ZM257 175V174H256ZM68 176V175H67ZM70 176V175H69ZM83 176L81 177L80 175V178H83ZM158 176H162V174H157L156 176H152L153 178V181L154 183H156V179ZM225 176V175H224ZM223 176V177H224ZM248 176V175H247ZM255 176V175H254ZM23 177V176H22ZM21 177V178H22ZM28 177V176H27ZM56 177V176H55ZM73 177V176H72ZM92 177V179H93ZM145 177V176H144ZM163 177V176H162ZM228 177V176H227ZM234 177V176H233ZM237 177V176H236ZM261 178H263L262 176H260ZM11 178V177H10ZM60 178V177H59ZM65 178V177H64ZM63 178V179H64ZM101 178V177H100ZM98 177V179H100ZM147 178V176L145 177ZM164 178H167V177H164ZM222 178V177H221ZM226 178V177H225ZM220 179L219 176H218V179L216 180H220L221 182H224L230 190L233 191H236L238 192L236 189H240V187L238 188V186L234 183L232 184L231 182L232 181H229V180H232V179ZM235 178V177H234ZM234 178H233V182H234ZM238 179L239 178V175L237 177ZM242 178H244V175L242 176ZM248 178V177H247ZM250 178V177H249ZM248 178V179H249ZM252 178V177H251ZM258 178V177H257ZM260 178V179H261ZM13 179V178H12ZM25 179V178H24ZM33 179V178H32ZM85 179V180H86ZM97 179V178H95ZM169 179V178H168ZM195 181H193V180ZM237 179V180H238ZM247 179V180H248ZM254 179V178H253ZM82 180V179H81ZM83 181L84 183L87 182L86 181ZM134 180V179H133ZM148 180V179H147ZM168 180V181H170ZM236 180V181H237ZM241 182H242V179H240ZM244 180V179H243ZM252 180V179H251ZM6 181V180H5ZM24 181V180H23ZM37 181V180H36ZM35 181V182H36ZM99 181V180H98ZM101 181V180H100ZM129 181V180H128ZM150 181V180H149ZM8 182V181H7ZM31 182V181H30ZM70 182V181H69ZM92 182V181H91ZM151 182V181H150ZM149 182V183H150ZM167 182V180H166ZM171 182V181H170ZM174 182V183H175ZM238 182V181H237ZM245 182V181H244ZM253 182H255L253 180ZM39 183V181H38ZM65 183V182H64ZM81 183V182H80ZM118 183V182H117ZM152 183V182H151ZM169 183V182H168ZM223 183V184H224ZM245 183H248V182H245ZM242 184L244 186H246V190H247V186L246 184ZM252 183V182H251ZM21 184V182H20ZM23 184V183H22ZM21 184V185H22ZM44 184L47 185V182H45ZM49 184V183H48ZM98 184V183H97ZM100 184V183H99ZM120 184V183H119ZM118 184V185H119ZM240 182L238 183V185L240 186ZM249 184H250V181H249ZM258 184V183H257ZM256 184V185H257ZM263 184V183H262ZM12 185V184H11ZM88 185V184H87ZM153 185V184H152ZM251 185V184H250ZM249 185V187H250ZM255 185V183H254ZM10 186V185H9ZM24 186V185H23ZM43 186V185H42ZM41 186V188H42ZM120 186V185H119ZM122 186V185H121ZM177 186V185H176ZM237 186V188H236ZM47 188V186H45ZM49 187V186H48ZM76 187V186H75ZM118 187V186H116ZM178 187V186H177ZM241 187H243L241 185ZM252 187V185H251ZM256 187V186H255ZM258 187V186H257ZM50 188V187H49ZM166 188V187H165ZM168 188V187H167ZM254 188V186L252 187ZM251 188V189H252ZM43 189V188H42ZM48 189V188H47ZM76 189V188H75ZM228 189V188H227ZM245 190V188H243ZM243 189H240V190H243ZM167 190V191H166ZM166 193L168 192V189H166ZM192 190V191H191ZM239 190V191H240ZM245 190V191H246ZM256 190V189H255ZM259 190V189H258ZM31 191V190H30ZM48 191V190H46ZM244 191V192H245ZM39 192V191H37ZM175 192V191H174ZM189 192V194H190ZM243 192V193H244ZM248 192V191H247ZM256 192V191H255ZM40 193V192H39ZM51 193V192H50ZM99 193L98 192V196H99ZM187 193V194H186ZM192 193V194H193ZM251 193V192H249ZM248 193V194H249ZM70 194V193H69ZM170 195V193H168ZM191 194V195H192ZM204 194V195H203ZM235 194V193H234ZM247 194V193H246ZM256 194V193H255ZM46 195V194H45ZM52 195V194H51ZM172 195V194H171ZM224 194L220 195L223 196ZM240 195V193H239ZM101 196V197H100ZM99 198L101 201L104 202V200L106 198H102L103 195L100 194ZM176 196V195H175ZM195 196V195H193ZM209 197V194L207 195ZM227 196V195H226ZM237 196V195H236ZM255 196V195H254ZM187 197L190 199L188 200L189 202L191 201L192 198H190L188 195ZM219 197V195H218ZM217 197V198H218ZM258 197V196H257ZM36 198V197H35ZM50 198V197H49ZM119 198V197H118ZM117 198V199H118ZM186 198V197H185ZM216 198V197H215ZM224 198V196H223ZM1 199V198H0ZM120 199V198H119ZM118 199V203L119 204V200ZM122 200L124 199L123 197L121 198ZM125 199H127V197H125ZM193 199V200H194ZM222 199V197H221ZM220 199V200H221ZM229 199V198H228ZM64 200V199H63ZM62 200V201H63ZM76 200V199H75ZM87 200V199H86ZM216 200V199H214ZM74 201V200H73ZM124 201V200H123ZM128 200H126L127 202ZM187 201V200H186ZM187 201V202H188ZM213 201V200H212ZM218 201V199H217ZM216 201V202H217ZM226 201V200H225ZM224 201V202H225ZM185 202V201H184ZM192 202V201H191ZM222 202V201H220ZM123 203V202H122ZM125 203V202H124ZM181 203H178V204H181ZM198 203V202H197ZM227 203V202H226ZM106 204V203H105ZM128 204V202H127ZM126 204V205H127ZM188 206L187 207H190V205H193V204H190V203H187ZM218 204V203H217ZM67 205V204H66ZM122 205V204H121ZM73 206V205H72ZM182 206H185V203L182 205L181 204V207ZM120 207V206H119ZM180 207V208H181ZM186 207V208H187ZM220 207V206H219ZM191 208V207H190ZM223 208V207H222ZM45 209V208H44ZM70 208L68 207V211L65 210V212H69ZM119 209V208H118ZM182 209V208H181ZM40 210V209H39ZM80 210V209H79ZM179 210V208L177 209ZM183 210H185V208H183ZM106 211V210H105ZM104 211L105 213V216L103 217L105 220H104V224H107L106 226H109V227H114L116 228V231L119 232L120 236L121 237H124L122 238L123 240L125 239V237H131V236H134L135 234H138L141 238V240H144L146 245L148 244L149 248L150 247H155L157 249H159L160 254H156L158 255V258H160L158 261L162 260L164 258L165 255H167L166 251L168 249L171 248V244L170 243H173L172 241H174V239L177 240V238L179 237L180 239V230L174 226V224L170 223V224H162V222H158L156 219H154L153 216H146L144 215L145 217H140V216H136V215H126V213H128L127 211L125 212V216L123 215L122 217L120 216L119 217V214L117 215L118 217H115V216H110L109 214H106V212ZM110 211V210H109ZM180 211V210H179ZM64 212V213H65ZM85 212V211H84ZM131 213H128V214H132L133 212L130 210ZM135 212V211H134ZM175 212V211H174ZM177 212V211H176ZM210 212V211H209ZM207 212V214L209 213ZM50 213V212H49ZM69 213H72L71 211ZM68 213V214H69ZM180 213V212H179ZM189 213V212H188ZM212 213V212H211ZM216 213V212H215ZM73 214V213H72ZM112 214V213H111ZM206 214V216H207ZM210 214V213H209ZM208 214V215H209ZM67 215V214H66ZM71 215V214H70ZM74 215V214H73ZM238 215V214H237ZM103 216V215H102ZM101 216V217H102ZM159 216V214H158ZM200 216V215H199ZM202 216V215H201ZM200 216V217H201ZM210 216V215H209ZM213 217L216 218V216H214V214L212 215ZM241 216V214H240ZM246 217V214L243 215ZM248 216V215H247ZM91 217V216H90ZM100 217V218H101ZM157 217V216H156ZM203 217V216H202ZM198 218V219H203V218ZM211 217V218H213ZM236 217V216H235ZM74 218H77V217H74ZM159 218H163V217H159ZM232 218V217H231ZM238 218V216H237ZM243 218V217H242ZM249 218V217H248ZM53 219V220H52ZM79 219V218H78ZM197 219V218H196ZM195 219V220H196ZM226 219H229V218H226ZM233 219V218H232ZM230 219V220H232ZM235 219V218H234ZM233 219V220H234ZM239 219V218H238ZM241 219V217H240ZM201 220H198V222H200ZM204 220V219H203ZM244 220V219H243ZM246 220V218H245ZM53 221V222H52ZM80 221V219H79ZM82 221V220H81ZM84 221V219H83ZM82 221V223H83ZM237 221V219H236ZM235 221V222H236ZM241 221V220H240ZM247 221V220H246ZM34 222V221H33ZM32 222V223H33ZM46 222V221H45ZM49 222H52L51 224H54V218H51V220ZM197 222V221H196ZM228 222V221H227ZM6 223V222H5ZM31 223V222H30ZM31 223V224H32ZM35 223V222H34ZM202 223V222H200ZM223 223V222H222ZM242 223V221H241ZM36 224V223H35ZM50 224V223H49ZM48 224V225H49ZM90 224V223H88ZM244 224V223H243ZM55 225V224H54ZM176 225V224H175ZM190 225V223H189ZM229 225V224H228ZM232 225V223H231ZM51 226V225H50ZM48 226V227H50ZM88 226V225H87ZM188 226V225H187ZM223 226V225H222ZM240 226V224H239ZM238 226V227H239ZM242 226V225H241ZM244 226V225H243ZM242 226V227H243ZM40 227V226H39ZM54 227V226H53ZM190 227V226H189ZM3 227H1L2 229ZM35 228V227H34ZM51 228V227H50ZM105 226H104V230H105ZM39 229V228H38ZM33 230V229H32ZM108 230V228H107ZM115 230V229H114ZM112 230V231H114ZM42 231V230H41ZM115 231V233H116ZM264 231V230H263ZM2 232V231H1ZM32 232V231H31ZM43 232V231H42ZM111 232V230H110ZM37 232L34 233V235L36 234ZM39 233L40 230H39ZM74 233V231H73ZM260 233V232H259ZM30 234V233H29ZM38 234V233H37ZM85 234V233H84ZM117 235H119L118 233H116ZM32 235V234H31ZM39 235V234H38ZM36 237V236H35ZM177 237V238H176ZM183 238V235L181 236ZM181 238V239H182ZM185 238V237H184ZM93 239V238H92ZM178 239V240H179ZM196 239V238H195ZM198 239V238H197ZM238 239V238H237ZM248 240V239H247ZM95 241V240H94ZM204 241V240H203ZM208 241V240H207ZM210 241V240H209ZM238 241V240H237ZM250 241V240H249ZM38 241H36L37 243ZM103 242V241H102ZM170 242V243H169ZM177 242V241H174V243ZM202 242L199 241V243ZM205 242V241H204ZM213 242V241H212ZM210 242V243H212ZM215 242V241H214ZM217 242V241H216ZM198 243V244H199ZM209 243V244H210ZM234 243V242H233ZM39 243H37V246H38ZM101 244V243H100ZM196 244V242H195ZM34 245L35 242L32 241L30 239V236L28 235V233H25V232H21V234L19 235L18 238H9L8 236L6 237L4 235V237L1 238L0 236V253H2V256L3 257H6V264H17V261L18 260V256L21 255L23 252H25L26 250L30 251V250H33V254H36L37 250H39L40 248H36L37 246H35L36 248V251L34 250ZM171 245V246H169ZM200 245V244H199ZM232 245V244H231ZM235 245V244H234ZM232 245V246H234ZM125 246V245H123ZM127 246V245H126ZM40 247V246H38ZM132 247V246H131ZM170 247V248H169ZM34 248V249H32ZM46 248V247H45ZM96 248V247H95ZM115 248V247H114ZM154 248V249H155ZM219 248V247H218ZM235 248V247H234ZM238 248V247H237ZM42 249V248H41ZM40 249V250H41ZM73 249V248H72ZM90 249V248H89ZM113 249V248H112ZM117 249V248H116ZM115 249V250H116ZM121 249V248H120ZM136 249V248H135ZM76 250V248H75ZM148 250V249H147ZM238 250V249H237ZM44 251V250H43ZM86 251V250H85ZM136 251V250H135ZM150 251V250H148ZM41 252V251H40ZM38 252V253H40ZM74 252V251H73ZM147 252V251H146ZM27 254H29L27 251H26ZM37 253V254H38ZM42 253V252H41ZM93 253V252H92ZM166 253V254H165ZM238 253V252H237ZM241 253V252H240ZM32 254V253H31ZM30 254V256H31ZM32 254V255H33ZM75 254V252H74ZM91 254V253H90ZM148 254V253H147ZM153 254V253H152ZM165 254V255H164ZM1 255V254H0ZM39 255V254H38ZM72 255V252L69 256ZM89 255V254H88ZM151 255V253H150ZM155 256V254H153ZM37 256V255H36ZM241 256V254H240ZM238 256V257H240ZM29 257V255L27 256ZM39 257V256H38ZM46 257V256H45ZM77 258V255L74 256L72 255L71 256V259L70 261L74 263H77L76 259ZM81 257V256H80ZM151 257V256H150ZM156 257V256H155ZM26 258V257H25ZM30 258V257H29ZM65 258V256H64ZM63 258V259H64ZM67 258V257H66ZM167 258V257H165ZM164 258V259H165ZM257 258V257H256ZM255 258V259H256ZM1 259V258H0ZM22 259H24L22 257ZM28 259V258H26ZM34 259V258H32ZM70 259V258H69ZM69 259H67V262L69 261ZM239 259V258H237ZM258 259V258H257ZM5 260V259H4ZM30 260V259H29ZM28 260V261H29ZM42 260V259H41ZM109 260V259H108ZM153 260V259H152ZM152 260H150L152 262ZM179 260V259H178ZM24 261V260H22ZM26 263H27V260H25ZM65 261V259H64ZM136 261V260H135ZM157 261V262H158ZM163 261V260H162ZM176 261V260H175ZM239 261V260H237ZM1 262V261H0ZM30 262V261H29ZM28 262V263H29ZM32 262V261H31ZM46 262V261H45ZM157 262L155 261V263L157 264ZM168 262V261H167ZM22 263V262H20ZM25 263V264H26ZM35 263V262H34ZM38 263V262H37ZM165 263V262H163ZM176 263H180L178 261H176ZM30 264V263H29ZM70 264V263H69ZM78 264V263H77ZM80 264V263H79ZM97 264V263H96ZM162 264V263H161ZM167 264V263H166Z\"/></svg>","mask_w":264,"mask_h":264}]
</instances>
